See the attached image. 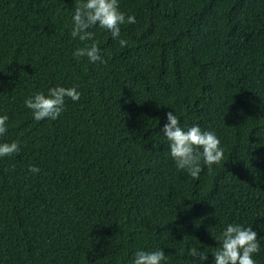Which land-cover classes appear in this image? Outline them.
<instances>
[{
    "label": "trees",
    "instance_id": "16d2710c",
    "mask_svg": "<svg viewBox=\"0 0 264 264\" xmlns=\"http://www.w3.org/2000/svg\"><path fill=\"white\" fill-rule=\"evenodd\" d=\"M76 0H0V264H131L163 248L164 264H211L225 222L252 225L264 264V0H119L135 23L121 46L95 26L100 60L72 51ZM78 84V100L36 121L24 97ZM182 124L220 137L224 156L192 177L160 132ZM30 165L39 168L31 172Z\"/></svg>",
    "mask_w": 264,
    "mask_h": 264
},
{
    "label": "clouds",
    "instance_id": "9594fccd",
    "mask_svg": "<svg viewBox=\"0 0 264 264\" xmlns=\"http://www.w3.org/2000/svg\"><path fill=\"white\" fill-rule=\"evenodd\" d=\"M135 14H126L119 7V0H76L71 14V35L80 41H91L73 49L76 58L87 57L90 61L100 60V49L93 39L95 26L106 28L111 37L123 46L127 43L121 36V25L135 23ZM81 95L78 84L63 86L56 84L45 90H37L24 97V105L31 110L34 120L44 118L56 119L65 108V99L78 100ZM171 108V107H170ZM164 114V123L160 132L168 143V155L175 166L185 170L192 177L201 171V162L211 169L224 156L220 137L214 130L205 129L199 123L182 124L175 110ZM8 114L0 113V136L8 129ZM264 133L261 129L257 134ZM19 142L0 140V157L19 152ZM29 170L38 172L39 168L30 165ZM218 246L211 251V264H258L255 253L261 250L260 240L252 225L230 221L225 222L219 232L214 235ZM191 264H206L208 253L198 246L188 248ZM168 257L163 248H136L131 257V264H164Z\"/></svg>",
    "mask_w": 264,
    "mask_h": 264
}]
</instances>
